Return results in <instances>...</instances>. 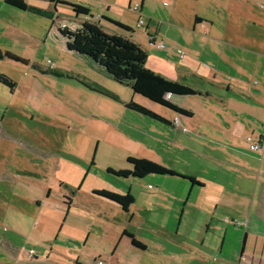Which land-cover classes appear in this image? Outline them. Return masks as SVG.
<instances>
[{"label":"rangeland","instance_id":"obj_1","mask_svg":"<svg viewBox=\"0 0 264 264\" xmlns=\"http://www.w3.org/2000/svg\"><path fill=\"white\" fill-rule=\"evenodd\" d=\"M24 1L48 7L42 1ZM161 2L151 0L148 10L167 12ZM54 9L61 14L53 25L56 31H51L50 20L0 0V51L28 62L0 60V73L16 84L13 92L0 84V264H94L98 259L103 264L231 262L228 254L240 250L242 232L230 220L240 221L229 215L219 220L221 213L214 214L200 201L207 190L189 193L188 180L168 176L137 180L107 174L108 168L129 169L126 160L139 158L207 182L209 174L222 172L219 162L231 159L226 150L212 153L215 142H228L230 133L214 131L209 114L201 122L191 120L190 127L186 123L174 127L125 108L123 104L133 100L163 117L173 116L91 68L83 57L70 54L59 35L60 25L73 31L80 23L73 25L66 5ZM157 13L151 16L152 23L169 33L170 25ZM173 37L176 44H183L177 34ZM163 52L153 51L168 57ZM206 54L201 64L208 62ZM48 70L60 76L42 73ZM201 88L208 93L215 86ZM198 98L175 99L198 112ZM226 171L236 174L239 169L226 162ZM100 190L130 192L134 197L130 213L93 195ZM68 200L72 204L66 213ZM211 222L220 226L219 231L206 230ZM123 230L145 250L133 248ZM225 233L221 255L214 254Z\"/></svg>","mask_w":264,"mask_h":264},{"label":"crops","instance_id":"obj_2","mask_svg":"<svg viewBox=\"0 0 264 264\" xmlns=\"http://www.w3.org/2000/svg\"><path fill=\"white\" fill-rule=\"evenodd\" d=\"M150 1L57 0L51 8L55 19L61 13L54 9V5L64 4L70 8L76 22L73 25L86 22L99 26L107 34L128 38L147 54L146 67L154 74L201 92L196 96L199 97L198 112L180 105L175 95H168L167 101L191 116L173 114L171 118H164L171 124L172 119L178 117L181 125L186 123V127H190L191 120L201 122L209 114L212 129L231 136L228 142H215L212 153L226 150L231 158L226 162L236 166L239 172H227L225 161H218L223 167L222 172L209 174L207 182L175 172L199 183L194 185L188 181L189 193L199 195L207 190L206 197L200 201L214 214L221 213L219 220L229 215L240 221L230 220L233 227L240 226L242 238L240 250L228 254L232 260L226 263L264 264V149L255 152L249 149L250 143L262 145L260 142L264 136V0H157V3L162 1L167 12L164 8L150 12L147 8ZM134 3L139 5L140 14L131 11ZM34 6L45 9L41 5ZM158 10L170 25L166 27L169 33L162 25L152 23L151 16L158 14ZM129 14L134 15L135 20L130 21ZM139 18L144 21L140 27L137 26ZM55 19L50 20L51 31ZM199 32L202 33L200 38ZM176 34L178 41H183L182 45L175 43L173 36ZM154 50H166L163 53L168 57H158ZM204 53H207L208 62L201 64L199 60ZM252 79H257V83ZM202 85L215 86L214 91L207 93ZM227 111V117L223 118ZM198 126L200 131L202 126ZM116 208L121 210L119 206ZM207 229L219 231L220 226L211 222L206 225ZM225 243L226 233L220 250L212 249L213 253L221 255Z\"/></svg>","mask_w":264,"mask_h":264},{"label":"trees","instance_id":"obj_3","mask_svg":"<svg viewBox=\"0 0 264 264\" xmlns=\"http://www.w3.org/2000/svg\"><path fill=\"white\" fill-rule=\"evenodd\" d=\"M4 1L8 6L16 8L17 10L29 12L49 20L55 19L51 7L57 0H35L46 2L48 7L45 9L34 6L36 4L35 2H31L34 4L32 5L26 3L24 0ZM195 20L198 21L199 19ZM59 35L66 40L65 48L70 54L83 57L91 68L98 69L104 76L117 84L128 87L134 95L140 96L153 104L168 109L175 115L185 117L191 116L189 112L167 101L166 97L168 95L197 96L201 95V92L178 82L164 80L159 75L154 74L146 67L147 54L128 38L107 34L99 26L86 22L81 23L79 28L73 31L60 29ZM3 58L24 65L28 63L26 60L10 52L0 51V60ZM32 66L38 68L35 64ZM42 73L60 76L52 70L42 71ZM0 84L6 86L12 92L16 87V84L2 73H0ZM103 94L109 96L113 100H118L113 94L108 92H103ZM123 105L129 110L149 117L157 122L172 125V122L170 124L166 118L148 109L139 102L130 100ZM260 143L264 149V136L261 138ZM126 163L129 169L113 170L108 168L107 174L118 178H132L137 180L144 179L150 175L168 176L175 179L188 180L194 185L199 184L192 178L180 175L173 170L146 159L128 158ZM93 195L116 204L125 214H129V209L134 204V198L130 192L118 194L107 190H100L95 191ZM65 206L67 207L66 213H68L70 206L69 200L68 203H65ZM122 236L130 239L132 247L145 250L144 246L126 231L122 232Z\"/></svg>","mask_w":264,"mask_h":264},{"label":"built area","instance_id":"obj_4","mask_svg":"<svg viewBox=\"0 0 264 264\" xmlns=\"http://www.w3.org/2000/svg\"><path fill=\"white\" fill-rule=\"evenodd\" d=\"M131 11L134 12V13L140 14L139 5H138V4H134V5H132V7H131ZM143 23H144L143 19H142V18H139L138 21H137V26L140 27V26L143 25ZM60 28H61V30H64V29H66V25L61 24V25H60ZM159 47L162 48L163 46L160 45ZM178 53H179V54H182L181 51H178ZM172 125H173L174 127H177V126L180 125L178 117H174V118L172 119ZM182 131L185 132L184 128H182ZM249 149H250L251 151H257V150L263 149V147H262V145H259V144L250 143ZM94 261H95V260H94ZM94 264H103V262L100 261V259H98V260H96V261L94 262Z\"/></svg>","mask_w":264,"mask_h":264}]
</instances>
